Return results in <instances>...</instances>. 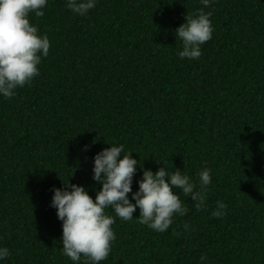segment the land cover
Returning <instances> with one entry per match:
<instances>
[{
    "label": "trees",
    "instance_id": "obj_1",
    "mask_svg": "<svg viewBox=\"0 0 264 264\" xmlns=\"http://www.w3.org/2000/svg\"><path fill=\"white\" fill-rule=\"evenodd\" d=\"M202 7L98 0L85 17L49 0L31 15L51 47L30 85L0 97V246L11 252L0 264H73L54 187L69 180L95 199L94 157L111 144L154 172L164 161L195 181L207 167L212 183L202 210L176 190L188 212L166 232L116 217L100 264H264V0H214L212 39L180 59L175 29ZM219 200L227 215L215 218Z\"/></svg>",
    "mask_w": 264,
    "mask_h": 264
},
{
    "label": "clouds",
    "instance_id": "obj_2",
    "mask_svg": "<svg viewBox=\"0 0 264 264\" xmlns=\"http://www.w3.org/2000/svg\"><path fill=\"white\" fill-rule=\"evenodd\" d=\"M66 7L77 16H87L98 0H65ZM49 0H0V97L12 99L17 89L30 85L39 76L42 58L49 56L50 39L41 35L39 27L30 22L31 15L43 17ZM203 5L195 14H187L186 22L175 29L177 40L182 42L180 59L197 60L202 55L201 45L212 39L214 26L212 11H205L214 0H200ZM86 148L88 146H85ZM124 153V145L111 144L94 157L93 180L102 188L95 199L83 185L70 183L54 187L51 206L56 208L62 223V254L73 264H100L106 261L116 240L113 225L116 217L122 221L135 218L142 225L157 232H166L175 215L188 212L184 197H191L197 210L207 206L208 186L212 183L211 170L205 167L193 180L186 172L176 168L169 171L164 164L157 171L143 168L133 152ZM143 176L139 188L133 191L137 165ZM131 193V197L129 194ZM134 201V202H133ZM113 209L115 217L107 213ZM139 209V216L134 213ZM228 205L217 201L211 216L227 215ZM185 232L192 231L189 224ZM11 255L10 249L0 246V261ZM207 264V256L200 257Z\"/></svg>",
    "mask_w": 264,
    "mask_h": 264
}]
</instances>
